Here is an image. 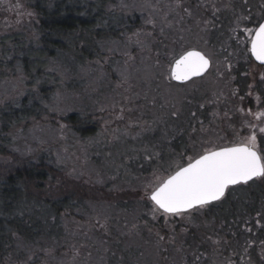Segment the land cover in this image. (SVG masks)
I'll list each match as a JSON object with an SVG mask.
<instances>
[{
    "label": "trees",
    "instance_id": "1",
    "mask_svg": "<svg viewBox=\"0 0 264 264\" xmlns=\"http://www.w3.org/2000/svg\"><path fill=\"white\" fill-rule=\"evenodd\" d=\"M249 1L256 2L23 0L29 22L7 26L0 35V91L5 77L17 75L29 89L0 105V263L236 264L246 255L252 264H264V184L259 181L229 190L227 198L209 206L210 213L199 221L170 217L172 223L166 224L163 217L152 219V204L141 189L87 181L67 171L51 150L30 155L14 137L22 122L48 116V105L58 93L71 95L80 88L75 81L81 68L105 62L112 43L130 48L133 57L140 56L142 67L156 63L168 67L173 56L197 48L183 42L198 29L225 40L230 32L227 16L237 14L213 15L219 7L241 9L251 17L253 9H263L261 18L264 8ZM192 11L196 20L188 18ZM202 21L211 23L205 26ZM137 39L146 46H138ZM115 54L103 66L107 73L115 72L112 67L117 71L124 67L122 54L119 59ZM257 78L256 74L238 78V110L252 111L243 130L253 129L250 136L257 137V149L264 157V133L258 129L260 120L264 127V116L257 118L264 113V80ZM61 120L81 139L98 129L87 111L69 113ZM171 122L175 124L168 126ZM158 124L166 129L170 146L166 156L153 162L172 167L174 173L186 164L174 158L185 150L194 124L175 115ZM176 162L181 165H171ZM258 217L263 218L261 226L245 235L246 226L256 225ZM165 235L167 240L158 239Z\"/></svg>",
    "mask_w": 264,
    "mask_h": 264
},
{
    "label": "rangeland",
    "instance_id": "2",
    "mask_svg": "<svg viewBox=\"0 0 264 264\" xmlns=\"http://www.w3.org/2000/svg\"><path fill=\"white\" fill-rule=\"evenodd\" d=\"M249 2L253 5H264V0L258 3L257 0ZM228 8L229 6H221L213 15H224L228 12L237 14L236 16L244 14L241 9ZM262 10L253 9L254 21L260 18ZM188 15L189 19L196 20L197 16L193 11L188 12ZM235 17L227 16L231 35L229 32L224 37L225 41L208 33L203 34L198 29L183 43L208 53L214 64L219 65L224 59L230 63L231 56L223 54L222 50L228 45L229 37L232 39L239 36L240 30L237 29ZM22 22H29L23 0H0V35L6 31L7 26ZM244 26L241 24L240 28ZM114 54L118 59L122 54L124 67H118L119 71L112 67L115 72L107 73V67L103 66ZM130 54V48L124 47L122 43H112L105 62L82 67L78 74L80 79L75 81L80 88L71 95L58 93L56 100L48 105V116L40 120L29 119L20 124L14 133V137L18 139V147L30 155L41 154L49 149L67 171L81 175L87 181L92 180L97 184L115 188L121 185L125 186L122 188L130 187L150 193L152 187L166 179L174 170L153 162L161 155L166 156L164 153L170 146L166 129H161V124L155 125L162 118L166 122L175 112L178 114L175 117L183 118L190 125L192 122L194 124L190 128L188 143L183 148L185 150L174 158L183 159L185 165L189 158H195L208 148L232 146L253 133V129L246 132L243 130V124L247 123L248 118L246 112L228 117L225 113L215 112L208 105L217 104L218 99L226 94L225 89L212 79L218 67H214L212 73L199 81L177 85L167 79L168 67L165 64L156 63L153 67H142L140 56L136 58ZM4 83L1 85L4 89L0 91V105L15 101L29 90L26 82L18 75L5 77ZM77 111H87L92 119H96L98 129L95 135L81 139L61 120L64 115ZM172 124L175 123L171 122L168 126ZM179 163L171 165L180 166L181 162ZM209 213L210 210L197 212L189 219L191 222L199 221L200 217ZM262 221L263 218L258 217L256 225H247L244 234L247 235L248 232L249 235V232L256 230ZM248 257H241L236 264H252Z\"/></svg>",
    "mask_w": 264,
    "mask_h": 264
},
{
    "label": "snow or ice",
    "instance_id": "3",
    "mask_svg": "<svg viewBox=\"0 0 264 264\" xmlns=\"http://www.w3.org/2000/svg\"><path fill=\"white\" fill-rule=\"evenodd\" d=\"M261 7L264 8V5ZM235 20L237 29L242 33V36L233 37L236 43L242 46L248 60H255L258 65L264 66V17L254 21L250 13H244L236 16ZM253 22L255 26H250ZM146 23L152 24L153 21L147 20ZM201 23L207 26L211 22ZM241 24L245 26L240 28ZM136 44L142 48L146 46L141 39H137ZM210 65L208 53L184 49L168 61L167 79L182 85L194 82L195 78L208 72ZM260 79L264 80V75ZM172 115L178 114L174 112ZM260 116L264 113L257 114L258 119ZM259 131L264 133V127ZM256 141L257 137L252 135L233 146L208 148L195 158H189L186 166L178 167L152 187L150 193H145L152 204V219L163 217L166 224L172 223L170 217L189 219L195 213L223 202L229 190L235 192L241 190V186L251 187L257 181L264 184V157L258 151ZM158 239L165 241L168 237L159 236Z\"/></svg>",
    "mask_w": 264,
    "mask_h": 264
},
{
    "label": "flooded vegetation",
    "instance_id": "4",
    "mask_svg": "<svg viewBox=\"0 0 264 264\" xmlns=\"http://www.w3.org/2000/svg\"><path fill=\"white\" fill-rule=\"evenodd\" d=\"M262 17H264V14ZM253 26H255V24ZM238 34L239 36H242V33H240V31ZM230 35H231V31H230ZM227 44L228 45L226 47H223L222 51L223 54H228L229 56H231L232 59L231 62L229 63L228 60L224 59L223 63L217 65L214 64L213 61L211 60L209 71L203 77L195 79V81H199L200 79L205 78L207 75L212 73L214 67H218V69L214 71V78L212 79L214 83L221 85L225 89L226 94L224 97L218 99V103H219V104L217 103L218 105L213 103L208 105L211 106L215 112L225 113L228 115V117H230V115L232 114L241 115L243 112L242 109L238 110V104H239V97H237L238 96L237 89L239 87L238 78L246 77L248 74H256V78L258 77L257 80H260L261 77L260 73L262 66L255 63L254 60H248L246 58V54L242 50V46L238 45L234 38L231 39L229 37V41ZM188 83H191V81ZM257 100L258 102H260V99H255V104H259ZM251 112H252L251 110L250 112L248 110V112H246L247 113L246 117H250L252 115L250 114Z\"/></svg>",
    "mask_w": 264,
    "mask_h": 264
},
{
    "label": "water",
    "instance_id": "5",
    "mask_svg": "<svg viewBox=\"0 0 264 264\" xmlns=\"http://www.w3.org/2000/svg\"><path fill=\"white\" fill-rule=\"evenodd\" d=\"M189 50H193V49H189ZM195 50H197V49H195ZM254 61H255V60H254ZM255 63H257V62L255 61ZM257 64H258V63H257ZM209 69H210V68H209ZM208 71H209V70H208ZM206 73H207V72H206ZM206 73H205V74H206ZM205 74H204V75H205ZM204 75H203V76H204ZM203 76H202V77H203ZM197 78H201V77H197ZM197 78H195V79H197ZM172 82L178 84L176 81H172ZM180 85H182V84H180ZM185 166H186V165H185Z\"/></svg>",
    "mask_w": 264,
    "mask_h": 264
}]
</instances>
